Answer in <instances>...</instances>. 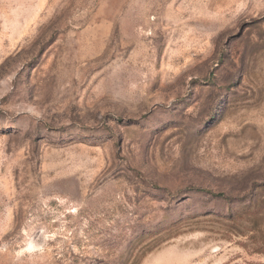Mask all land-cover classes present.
Returning <instances> with one entry per match:
<instances>
[{
  "label": "rangeland",
  "instance_id": "374dc122",
  "mask_svg": "<svg viewBox=\"0 0 264 264\" xmlns=\"http://www.w3.org/2000/svg\"><path fill=\"white\" fill-rule=\"evenodd\" d=\"M0 264H264V0H0Z\"/></svg>",
  "mask_w": 264,
  "mask_h": 264
}]
</instances>
